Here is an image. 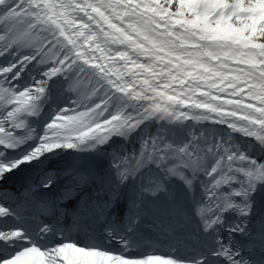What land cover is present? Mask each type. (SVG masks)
<instances>
[{
    "label": "snow or ice",
    "instance_id": "1",
    "mask_svg": "<svg viewBox=\"0 0 264 264\" xmlns=\"http://www.w3.org/2000/svg\"><path fill=\"white\" fill-rule=\"evenodd\" d=\"M0 264H264V0H0Z\"/></svg>",
    "mask_w": 264,
    "mask_h": 264
}]
</instances>
